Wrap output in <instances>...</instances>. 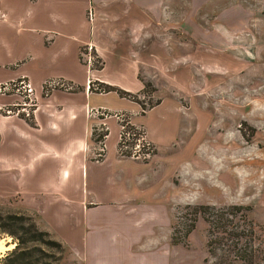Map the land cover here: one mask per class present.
I'll list each match as a JSON object with an SVG mask.
<instances>
[{"label": "crops", "instance_id": "1", "mask_svg": "<svg viewBox=\"0 0 264 264\" xmlns=\"http://www.w3.org/2000/svg\"><path fill=\"white\" fill-rule=\"evenodd\" d=\"M251 12L232 0H0V84L25 76L39 99L46 79L77 87L41 97L34 126L0 118V196L16 197L83 264H172L168 234L164 242L157 235L169 218L161 210L168 206L161 160L182 115L174 99L160 97L154 77L165 79L182 64L194 73V49L184 45L194 54L231 56ZM89 44L100 60L95 69L79 58ZM148 68L156 75L142 76ZM90 80L139 100L148 84L159 103L139 117V104L116 92L90 93ZM90 107L130 115L157 160L118 156V124L109 122L106 156L91 161ZM0 241V256L15 246Z\"/></svg>", "mask_w": 264, "mask_h": 264}, {"label": "rangeland", "instance_id": "2", "mask_svg": "<svg viewBox=\"0 0 264 264\" xmlns=\"http://www.w3.org/2000/svg\"><path fill=\"white\" fill-rule=\"evenodd\" d=\"M232 1L245 4L252 12L247 31L239 32L240 35L233 41L231 56L224 57L219 52L198 51L194 54L195 47L184 45L186 51L194 49L188 60L194 73L183 68L188 65L181 66L179 63L181 68L165 79L159 74L155 76L157 72L153 68L142 73L144 77L154 75L157 78L155 81L161 86L160 97L174 99L182 115L176 141L166 150L161 160L163 182L168 187V206L161 210L165 214L169 213V218L168 228L163 223L157 235L164 242L168 234L172 264H204L208 238L206 225L200 217L196 219L194 214L195 209L201 205L249 208L248 221L253 224L250 226L254 230V237H247L240 244L248 256L254 252L253 264H264V0ZM88 16L92 18L90 12ZM209 41L212 43V40ZM79 58L89 69L100 67V60L91 44L81 49ZM27 86L33 91H29ZM86 88L90 93L104 94L99 83L92 80L88 81ZM76 90L77 87L63 79H46L41 85L40 99L48 98L56 91ZM152 90L149 87V95L139 100L146 107L145 112L151 105L159 103V98L150 95ZM40 99L25 76L2 83L0 118H15L28 125L35 124ZM87 112L90 120L89 136L91 140L94 133L96 137H102L104 160L109 122L118 124L116 143L122 144L126 137V122L132 124L131 117L123 112H110L101 108L90 107ZM138 112L139 117L143 115L141 107ZM135 127L142 130L149 147L142 148L141 141V152L136 157L127 158L150 163L155 160L157 149L147 138L146 130L141 126ZM112 142L113 139L109 140L111 147ZM92 143L94 147V141ZM131 143L135 146L136 141L131 139ZM90 145L86 153L93 161L97 156ZM116 150L118 156L123 157L117 146ZM165 170L168 175H165ZM5 208L21 209L16 197L0 196V209ZM36 223L42 229L37 218ZM193 223L195 228L186 240L185 233ZM0 240H12L11 244H14L13 239L6 234H0ZM172 240H180L183 245L172 247ZM231 243L228 241L225 247L217 243L215 257L208 264L218 262L223 251L226 255H232L233 251L229 248ZM81 260L66 249L58 264H83Z\"/></svg>", "mask_w": 264, "mask_h": 264}, {"label": "trees", "instance_id": "3", "mask_svg": "<svg viewBox=\"0 0 264 264\" xmlns=\"http://www.w3.org/2000/svg\"><path fill=\"white\" fill-rule=\"evenodd\" d=\"M98 68V67H97ZM99 88L104 92H116L119 97L130 99L140 105L142 112L145 113L146 107L142 106L137 96L125 93L107 85L99 84ZM149 85L144 89L145 95L148 94ZM93 91V89H92ZM156 102L155 104H157ZM155 104L151 105L152 108ZM149 108V109H150ZM28 123H32L29 121ZM127 123V132H135V126ZM34 125V124H30ZM102 137L92 135V141H99ZM120 143L117 149L120 155L127 158L131 156L130 151H120ZM249 208L243 206L215 207L210 205H201L195 209L196 219L200 217L206 225L207 243L206 257L204 264H208L211 258L215 257L217 243L225 247L228 241H232L229 248L233 251L232 255H226L223 251L218 262L213 264H253L252 260L255 254H246L243 245L240 243L247 237H254V230L248 221ZM35 215L30 214L23 209H0V234H6L13 239L15 246L0 258V264H58L64 257L67 249L60 241L43 229H40L36 223ZM195 219V220H196ZM247 224V225H246ZM249 225V226H248ZM195 228L193 223L185 233V239ZM180 240L173 241L172 246H181ZM170 244V243H169ZM256 253V251H255Z\"/></svg>", "mask_w": 264, "mask_h": 264}, {"label": "built area", "instance_id": "4", "mask_svg": "<svg viewBox=\"0 0 264 264\" xmlns=\"http://www.w3.org/2000/svg\"><path fill=\"white\" fill-rule=\"evenodd\" d=\"M22 82H20L21 84ZM6 85V84H5ZM27 86L28 90L31 91V87ZM5 88L3 87V90ZM96 89V88H95ZM99 90V89H96ZM33 91V90H32ZM136 128V133L133 132H125V139L124 141H122V144L120 143V147L119 150L120 151H130L131 152V156H137V154L139 153L140 150V145L141 141L142 143V148L145 147H149L148 143L144 140V134L142 132V130H140V128L135 127ZM138 136V137H137ZM140 138V139H139ZM131 139H134V141H136L135 146H133V143H131ZM102 140L100 139L99 141L94 142V147L92 148V152H94V154L97 156L96 159H93V161L99 162L103 159V155H104V145L101 142ZM129 142L131 143V145H129ZM125 147H127V149H125Z\"/></svg>", "mask_w": 264, "mask_h": 264}, {"label": "bare ground", "instance_id": "5", "mask_svg": "<svg viewBox=\"0 0 264 264\" xmlns=\"http://www.w3.org/2000/svg\"><path fill=\"white\" fill-rule=\"evenodd\" d=\"M64 89V88H63ZM4 249V246L2 244V241H0V251Z\"/></svg>", "mask_w": 264, "mask_h": 264}]
</instances>
